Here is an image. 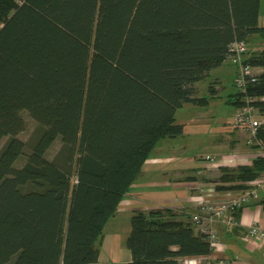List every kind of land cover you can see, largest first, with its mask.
<instances>
[{"label": "trees", "instance_id": "16d2710c", "mask_svg": "<svg viewBox=\"0 0 264 264\" xmlns=\"http://www.w3.org/2000/svg\"><path fill=\"white\" fill-rule=\"evenodd\" d=\"M261 0H0V264H98L97 240L157 143L204 104L196 83L237 40L264 37ZM264 66V49L246 57ZM263 111L264 72L249 85ZM237 91L234 103L244 104ZM41 134L25 162L22 111ZM62 145L53 158L51 145ZM264 143V125L259 128ZM260 147V145H254ZM224 170V169H223ZM264 155L224 172L244 188ZM172 208L131 218V264H179L212 251Z\"/></svg>", "mask_w": 264, "mask_h": 264}, {"label": "crops", "instance_id": "0c3cea01", "mask_svg": "<svg viewBox=\"0 0 264 264\" xmlns=\"http://www.w3.org/2000/svg\"><path fill=\"white\" fill-rule=\"evenodd\" d=\"M257 38L264 39L261 35H252L250 52L257 49L254 41ZM260 49L263 50L264 46ZM254 69L258 74L264 72V66H254ZM236 71L237 67L227 59L196 83L197 96L208 100L204 104L186 103L181 107L185 112L181 114V121L176 119V122L184 126L183 142L171 143L166 139L175 137H166L153 148L97 240L98 264H131L132 252L127 239L135 213L169 207L178 217L192 220V216L199 213L197 199L201 194L216 192L212 199L218 202L227 199L228 196L224 195L227 191L240 189H219L217 186L236 185V180H221L222 174L235 171L239 165L252 164L255 158L263 155V149L248 145L244 131L230 124L218 126L211 123L216 114L213 106L218 100L234 106L232 118L237 111L238 106L234 103L237 92L233 93L227 87L229 80L234 85ZM207 80H210V93L206 96L202 92L207 89L204 82ZM189 148L205 150L191 155L193 150ZM208 155L214 156L215 160L207 159ZM259 178L264 180V172L255 179ZM230 216H235L237 221L229 224ZM253 224H259L264 231V186L259 187L257 194L237 212L226 213V220L216 218L213 222L195 224L197 232L216 231L218 247L208 254L181 258L179 264H214L220 259H227L228 264H264V236L250 235Z\"/></svg>", "mask_w": 264, "mask_h": 264}, {"label": "built area", "instance_id": "2783aa9c", "mask_svg": "<svg viewBox=\"0 0 264 264\" xmlns=\"http://www.w3.org/2000/svg\"><path fill=\"white\" fill-rule=\"evenodd\" d=\"M232 54L228 60L237 67L234 85L237 91L243 95L244 104L235 113L232 120V127L240 129L246 134V143L248 145H260L263 149L264 143L259 138V128L264 125V121L255 114L256 107L252 102L258 98L247 94L249 85L258 80V73L252 65L246 62V53L249 51V44L245 40H237L231 45ZM260 99L264 100V97ZM261 117H264L261 115ZM207 159L215 160L214 156H206ZM264 186V180L259 178L250 181L246 187L240 188L236 192L227 191L224 195L228 196L226 200L215 202L212 198L216 192L201 194L197 199L199 213L192 216L193 222L200 224L203 221L213 222L216 218L226 220V213L237 212L251 197L257 194V189ZM237 221L235 216H230L229 224ZM211 243L212 249L217 248L219 237L216 231L210 230L206 233ZM250 235L255 237L264 236V231L259 224H253ZM203 256H201L202 258ZM214 264H228L227 259H220Z\"/></svg>", "mask_w": 264, "mask_h": 264}, {"label": "rangeland", "instance_id": "374dc122", "mask_svg": "<svg viewBox=\"0 0 264 264\" xmlns=\"http://www.w3.org/2000/svg\"><path fill=\"white\" fill-rule=\"evenodd\" d=\"M259 24L260 25H264V0H261V8H260V16H259ZM256 42L257 45H255V47L257 48L255 51H248L246 53V57L248 56L249 53L253 54V53H257L260 52L263 46H264V39L262 38H257L254 40ZM249 47H250V41H249ZM253 69L254 66L252 65ZM255 70V69H254ZM228 81V80H227ZM231 80H229L227 82V87L230 89V91L237 92V88L235 87V85H233L231 82ZM207 83V89L206 91L202 92L204 93L203 95H209L210 93V89H209V83L210 80L204 81ZM255 110V114L257 117L261 118L264 121V117H261V115H263V111L257 107ZM214 110H216V114L215 116H212V122L211 123H215V125L221 126V125H232V115L234 112V106L233 105H227L226 103H223V100H218L216 101L215 105L213 106ZM240 108V106H238L237 110ZM183 112L185 111H181V108L177 111L176 113V119H178L179 121H181V114H183ZM237 112V111H236ZM22 116L25 119L26 122V128L20 132L18 134V137L23 140L24 142H26L27 147L25 149L24 154L17 160L16 165L20 166L22 165L25 160L26 157L28 155V153H30V147L32 145V143L35 142V140L38 138V136L41 134L42 132V128L39 125V123L29 114V112H27L26 110L22 111ZM235 116V114H234ZM8 140V137H3L0 140V150L3 148V146L5 145L6 141ZM167 141L171 142V143H180L184 141L183 135H179L175 138H168L166 139ZM62 142L60 140V138H58L57 140H55V142L51 145V147L49 148V150L47 151V157L48 158H53L57 152L59 151V149L61 148ZM190 149V148H189ZM190 150H193V152H190L191 155H195V152H199V153H203V151L205 149H199V150H194L193 148H191ZM194 153V154H192ZM16 259V255H14L12 257V259L9 261L8 264H12L14 262V260Z\"/></svg>", "mask_w": 264, "mask_h": 264}]
</instances>
